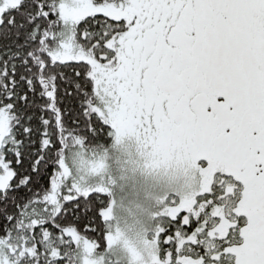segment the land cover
<instances>
[{
    "label": "snow or ice",
    "instance_id": "obj_1",
    "mask_svg": "<svg viewBox=\"0 0 264 264\" xmlns=\"http://www.w3.org/2000/svg\"><path fill=\"white\" fill-rule=\"evenodd\" d=\"M0 264H264V0H0Z\"/></svg>",
    "mask_w": 264,
    "mask_h": 264
},
{
    "label": "rangeland",
    "instance_id": "obj_2",
    "mask_svg": "<svg viewBox=\"0 0 264 264\" xmlns=\"http://www.w3.org/2000/svg\"><path fill=\"white\" fill-rule=\"evenodd\" d=\"M129 197H132V199H129ZM146 202L144 200V194L141 191L138 195L136 193H132L130 192L128 195V201L127 204L131 205L132 208L127 210V206H126V210L123 212H126V214L124 213L125 218H127L131 224H136V222L138 220H143V215L141 212V208L138 207V205H144ZM122 211L120 212V214L123 213Z\"/></svg>",
    "mask_w": 264,
    "mask_h": 264
},
{
    "label": "trees",
    "instance_id": "obj_3",
    "mask_svg": "<svg viewBox=\"0 0 264 264\" xmlns=\"http://www.w3.org/2000/svg\"><path fill=\"white\" fill-rule=\"evenodd\" d=\"M129 199H132V197H129ZM127 201H128V197H127V199L125 200V205L127 206V210H128V209H131L132 206H131V205H128V204H127ZM122 212H123V211H122ZM126 212H127V211H126ZM126 212H123L122 214L119 213V214L122 215V216H124V213L126 214ZM126 219H127V218H126ZM143 219H144V216H143ZM127 221H128L129 224H131V222H130L128 219H127Z\"/></svg>",
    "mask_w": 264,
    "mask_h": 264
}]
</instances>
